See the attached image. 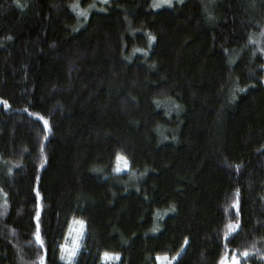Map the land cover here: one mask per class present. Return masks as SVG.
Wrapping results in <instances>:
<instances>
[{
  "label": "trees",
  "instance_id": "obj_1",
  "mask_svg": "<svg viewBox=\"0 0 264 264\" xmlns=\"http://www.w3.org/2000/svg\"><path fill=\"white\" fill-rule=\"evenodd\" d=\"M75 2L0 0V264H264V0Z\"/></svg>",
  "mask_w": 264,
  "mask_h": 264
},
{
  "label": "snow or ice",
  "instance_id": "obj_2",
  "mask_svg": "<svg viewBox=\"0 0 264 264\" xmlns=\"http://www.w3.org/2000/svg\"><path fill=\"white\" fill-rule=\"evenodd\" d=\"M107 2V0H105ZM183 2V0H181ZM164 5H168L169 7L173 6V0H153L152 7L153 8H161ZM22 7V5H19ZM73 10H77L79 7L78 4H74ZM94 7V5L92 6ZM79 14L86 16L87 13L83 10H79ZM261 36H264V31L261 32ZM150 40L155 41L156 37L150 35ZM250 43H257L255 40L250 39ZM262 53H264V47L259 49ZM137 51H146L144 49H137ZM240 91H244V89H240ZM4 105L7 107L9 106L7 104V101H2ZM176 108H179V105H175ZM40 119H44L43 117H40ZM44 124L47 126L48 121L44 120ZM50 130V128H49ZM121 161H123V167H121ZM43 165H41L42 167ZM129 167V162L127 160V157H125L123 154H118L116 156V167L115 171L116 172H121L124 169ZM239 167V166H237ZM0 192L3 193L5 200H4V205L3 207L5 210L7 209L8 206V201H7V193L3 192V189H0ZM37 195L39 193L37 192ZM232 207H235L237 209V216H239V189H236V199L233 201ZM43 205L41 204L39 206V210L36 213L35 220H36V231L33 234L35 237L36 242L43 248L44 247V240L41 235L40 231V214L42 210ZM6 214V211L5 213ZM226 228L228 231L225 233V240L227 241V237L231 235L234 232H237L240 229V224L239 222L232 223L229 222L226 225ZM86 229V222L83 219H76L73 218L72 224L69 225L67 236L65 237V242L61 244L60 247V259L65 262V264H75V258L79 253V250L82 246L81 242L84 238V233ZM68 237H71V242H69ZM187 243V241H185ZM183 251V249H181ZM181 252H177L175 256L169 257L167 254H164L162 256H157V260L161 262V264H175V262L180 258ZM250 255L248 250H245L243 252L244 257H248ZM40 264H46V249H45V256L40 257ZM102 264H115V262H118L120 260V254L119 253H114V252H109V251H104L100 257ZM218 264H241V259L238 255L233 253L231 257L227 253H225Z\"/></svg>",
  "mask_w": 264,
  "mask_h": 264
},
{
  "label": "rangeland",
  "instance_id": "obj_3",
  "mask_svg": "<svg viewBox=\"0 0 264 264\" xmlns=\"http://www.w3.org/2000/svg\"><path fill=\"white\" fill-rule=\"evenodd\" d=\"M111 0H107V2H105V0H93L88 6H85V7H83L82 5H81V0H76V2L74 3V4H78L79 5V9H83L86 13H87V15L86 16H83V15H80L79 13H77V11L76 10H74V12L76 13V15L78 16V18L79 17H81V19H80V23H81V25L83 26L84 25V23L88 20V18H89V16L93 13V12H95V11H100V10H103L104 9V7H105V5L106 4H108L109 2H110ZM178 2H181V0H173V5L175 4V3H178ZM73 4V5H74ZM153 4V3H152ZM94 5V7H92ZM164 7H169L168 5H164L163 7H161V8H164ZM161 8H153V9H161ZM79 12V11H78ZM85 18V21L83 22V20L82 19H84ZM81 26V27H82ZM78 29V28H77ZM121 167H123V161H121ZM129 170V167L128 168H126V169H124L123 171H121V172H124V171H128ZM73 221V220H72ZM71 224H72V222H71ZM68 240H69V242H71V237H68ZM82 243V242H81ZM80 251V250H79ZM76 259V258H75ZM63 261V260H62ZM158 261V263L159 264H161V262L159 261V260H157ZM64 262V261H63ZM65 263V262H64Z\"/></svg>",
  "mask_w": 264,
  "mask_h": 264
}]
</instances>
